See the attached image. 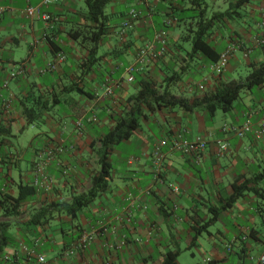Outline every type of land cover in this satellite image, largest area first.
Masks as SVG:
<instances>
[{
	"label": "crops",
	"instance_id": "crops-1",
	"mask_svg": "<svg viewBox=\"0 0 264 264\" xmlns=\"http://www.w3.org/2000/svg\"><path fill=\"white\" fill-rule=\"evenodd\" d=\"M42 1L0 0V126L5 129L0 199L17 198L20 184L37 188V195L16 209L5 213L0 207V241L6 242L0 264H38L20 247L22 241L37 240L45 264H164L169 253H178L174 264H254L264 251V134L257 135L264 123V86L241 93L229 113L218 110L212 117L205 105L147 112L141 122L149 133L141 125L111 146L105 192L74 218L59 210L91 190L102 170L104 132L132 111L139 86L127 82L126 69L138 51L151 44L159 50L156 37L166 32L165 55L136 74L166 85L167 75L179 73L170 95L198 103L218 86L242 80L243 69L248 75L252 64L264 62V0H204L208 54L193 51L197 24L191 18L197 9L192 0H115L106 8L110 27L91 69L85 66L87 51L69 35L90 23L81 8L85 0H58L44 9L53 17L48 25L25 16L27 7ZM132 10L140 16L121 36ZM227 49L233 50L228 66L212 72L214 59ZM59 53L65 61L48 69ZM109 85L114 94L105 96ZM27 106L39 114L31 125L24 116ZM93 116L97 121L88 122ZM248 121L253 132L243 139L222 130ZM29 129L34 134L23 139ZM179 136L203 138L208 148L199 158L185 155L172 148ZM162 142L157 166L153 152ZM218 142L229 144L223 156L217 154ZM47 206L53 218L44 225L31 222ZM85 234L94 237L90 247L68 256Z\"/></svg>",
	"mask_w": 264,
	"mask_h": 264
},
{
	"label": "trees",
	"instance_id": "trees-1",
	"mask_svg": "<svg viewBox=\"0 0 264 264\" xmlns=\"http://www.w3.org/2000/svg\"><path fill=\"white\" fill-rule=\"evenodd\" d=\"M113 1L115 0H85L87 19L90 23L69 32L72 40L87 51L88 55L85 66L90 69L94 67L99 60V47L110 27L111 20V17L106 12V8ZM249 1L250 0H240L239 4H244ZM192 4L195 9H197L196 15L191 18L194 19L197 24L193 51H201L208 54L206 51L207 45L203 41L205 27H207L205 9H203L204 0H192ZM217 61L218 59L215 58L214 63ZM249 69L246 79L231 81L222 86H218L215 91L206 94L198 101V103H194L193 105H191L188 100L178 99L171 96L169 93L171 85L180 82L179 73L174 72L171 76L167 75L166 80L163 82L166 83V85L159 84L153 80L144 79L141 74H135V82L138 84L139 89L137 93L131 97L130 103L132 104V111L130 115L124 118H116L115 126L104 132V136L100 141L102 163L100 174L93 178V186L89 192L74 197L72 202L64 204L59 212H65L68 216L74 218L78 212L92 203L99 194L105 192L111 179L110 165L106 162L111 146L119 144L121 141L130 138L135 132H137L141 127V119L147 116V112H154L161 108L171 109L177 107L190 111L197 105H205L211 117L214 116V113L218 110H221L223 113H229L233 108L234 102L239 98L241 93L264 86V62L260 64H252ZM24 116L27 123L31 125L35 122L34 117H39V114L36 108L27 106L24 111ZM3 132H5V129L0 126V133ZM41 163L42 162L39 159L37 162V173L38 168L42 166ZM263 177L264 172L262 178ZM18 191L19 194L17 198L5 197V199H0V207L5 213H8L7 210L12 208L16 209L24 200L31 199L37 195V188L34 185L20 184L18 186ZM11 205L12 207H9ZM53 213L54 211L51 210V206L43 207L33 216L31 222L44 225L53 218ZM35 242L27 244L25 241H22L20 247L21 244L28 247H34ZM5 244V241H0V250ZM41 247L42 243L40 249ZM177 258L178 253H169L164 264H174Z\"/></svg>",
	"mask_w": 264,
	"mask_h": 264
},
{
	"label": "built area",
	"instance_id": "built-area-1",
	"mask_svg": "<svg viewBox=\"0 0 264 264\" xmlns=\"http://www.w3.org/2000/svg\"><path fill=\"white\" fill-rule=\"evenodd\" d=\"M58 0H43L40 5L38 6H29L25 9V16L29 20H42L47 25L52 22L53 17L50 13L44 12V9L48 8L50 5L57 3ZM140 13L136 10H132L127 15L126 19L123 21L121 27H120V33L121 36L125 35L129 29L132 28L133 23L139 18ZM262 27H264V20L262 23ZM156 41H158L161 45L160 49L157 50L155 48V44H151L146 46L143 49H140L137 54V58L135 62L131 65H129L126 69V75H127V82L133 83L135 81V74L139 73L143 70L144 66L149 63L150 60H158L161 59L166 51H167V34L166 32L162 31L160 32L157 37ZM233 50L227 49L225 52H223L218 61L211 66L212 72L216 74L222 73L226 67L229 64V60L231 58ZM65 61V56L60 53L57 55L55 61L51 64H49L48 69L55 70L58 65L62 64ZM1 65V60H0ZM114 94L113 85H109L105 89V96H112ZM8 108V107H7ZM97 121L96 116H93L92 118L88 119V122L94 123ZM78 127H82V120L77 122ZM252 122L248 121L241 127H235L232 125H225L222 130L225 134H231L235 135L236 137L243 139L245 138L249 133H252ZM264 134V123L260 125V129L257 132V135H263ZM164 146V142L160 143L159 146H157L153 152V156L155 158V164L157 166H161L162 160H163V154L161 152V148ZM217 154L218 156H223L229 151V144L227 142H218L217 144ZM173 150L180 151L184 153L185 155H194L196 157H200L208 148V141L197 138L193 141H188L186 139H183L179 136V141H176L172 145ZM54 151L52 150L48 152V158L52 159L54 157ZM61 151V149H58L56 152ZM43 167L40 166L38 168V173L41 174L43 172ZM247 237L243 238L244 240ZM93 241V236L91 234H85L82 236V238L75 242V244L71 247V249L67 252L68 256L74 255L78 251H82L87 249ZM41 243L39 240L35 242L34 247H28L23 244H21V250L29 259H35L38 264H45L46 259L45 256L41 253H39ZM254 264H264V251L258 256Z\"/></svg>",
	"mask_w": 264,
	"mask_h": 264
},
{
	"label": "rangeland",
	"instance_id": "rangeland-1",
	"mask_svg": "<svg viewBox=\"0 0 264 264\" xmlns=\"http://www.w3.org/2000/svg\"><path fill=\"white\" fill-rule=\"evenodd\" d=\"M81 8L82 9H86V6L84 7V5H83ZM239 76H241L243 78L242 80L246 79V77H247L246 69H243L242 71H240L239 72ZM141 125H142L143 133L144 134L149 133V131H148L149 128L146 126L144 121L141 122ZM34 132H35V130H32V129L27 130L26 133L24 134V138L23 139L30 138V136H32L34 134ZM45 259H46V256H45Z\"/></svg>",
	"mask_w": 264,
	"mask_h": 264
}]
</instances>
